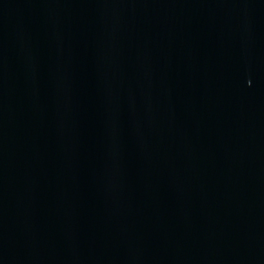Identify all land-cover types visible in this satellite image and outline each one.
Returning <instances> with one entry per match:
<instances>
[{"label": "water", "instance_id": "obj_1", "mask_svg": "<svg viewBox=\"0 0 264 264\" xmlns=\"http://www.w3.org/2000/svg\"><path fill=\"white\" fill-rule=\"evenodd\" d=\"M0 264H264V0H0Z\"/></svg>", "mask_w": 264, "mask_h": 264}]
</instances>
